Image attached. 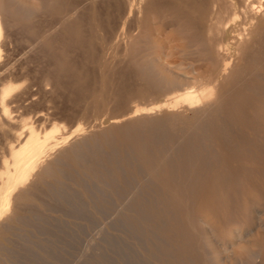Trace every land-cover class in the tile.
I'll list each match as a JSON object with an SVG mask.
<instances>
[{
    "label": "bare ground",
    "instance_id": "bare-ground-1",
    "mask_svg": "<svg viewBox=\"0 0 264 264\" xmlns=\"http://www.w3.org/2000/svg\"><path fill=\"white\" fill-rule=\"evenodd\" d=\"M2 1L3 0L0 1L2 3L0 4V137L3 136V138H5L4 136L6 135L8 138V142H5L4 140L5 146L3 148L1 146L2 144L0 146L1 150L4 148L6 149L9 157L8 159H5L4 157L3 160H1L0 158V243L4 238H2L3 229L5 230V228H12L15 225L16 221L20 217L22 218L23 210L25 206L30 202V193H33L31 191L36 185L44 182L46 184V182H50L51 180H57L59 178V166L62 163L65 164L74 161L77 156H79V154L77 153H80V150L77 151L78 148L80 146L82 147V144H84L85 142L87 143L89 139L94 140L99 139V137L104 135H111L112 137H114L117 145L119 144L120 147L129 146L130 149L134 151L136 159L140 163L139 167L145 173L144 176L142 175V178L138 179V183L151 181L154 184L159 185L162 190H164L167 197H169V200H171L170 202L174 204V208L178 209L179 211L181 209H184L182 220L185 225V230H187L185 240L189 242L188 244L194 241V245L196 246L195 248L197 249V254L200 251V253L203 254L202 256H206L215 264H224L226 260H228L227 262L229 264H248V262L250 261L251 264H264V0H114V12L117 16L116 21L118 20L119 24H121V30H124V25L127 21H139L143 19L145 20L147 19L148 15L162 16L163 19H168L169 23L173 26V29L180 31V33L185 36L183 37L182 43L185 42L186 44L180 48V52H177L176 50L175 52L183 54V57L186 55V60L192 57V63L186 65L192 69L191 71L193 72V75L195 70H203L202 75L200 74V76L202 77L198 78V80L200 79V86H193L196 87L193 88L189 85V89H187L186 87L187 90H179L181 92L175 94L174 90L173 92H171L172 90H170L169 86L158 88V86L151 82V85L156 88L154 91L151 88L153 92L150 93L149 97L141 98L140 101L144 100V102L139 103L137 102L138 100L136 102H129L125 100L122 103V107L120 108V110L117 111V114L108 118L106 125H102L101 123L95 125L93 124L92 128H90L89 130L85 129L86 127L82 128L77 126L75 129L72 127L73 130L70 132L62 131V133L57 132L58 130L50 131L47 133H39L36 132L35 129L33 130L32 128H29L24 132L22 131L20 134L14 131L15 128L18 129V127L20 126L19 122L16 121V118L19 117H15L17 114L13 117L12 113L21 108V104L25 102H23V96L26 95L25 97H27L28 94H23L22 86H14L10 81H7V79L9 80V77L13 74L12 71H14L13 68L15 69V67L9 68V65L12 64L13 61H10L11 59L8 55L2 53L3 49H5L3 47L6 46L4 45L6 44L4 43L6 34L4 36L3 32L4 26L6 25L4 23L3 26V22L5 21H3L2 17V13H4L5 11V5L3 6L4 1ZM95 1L97 2L100 0H94V2ZM94 2L93 0L91 1V3L95 4L96 2ZM102 2H104V0H102ZM79 6L81 7V5H77L74 7L72 5V7H68L69 9L67 8V12L60 19V23L66 24L68 20L70 21L72 19L74 11L77 8L79 9ZM151 11H153L154 14H152ZM75 12H77V10ZM58 22L57 24H59ZM9 25L10 27H14V25H11V23ZM93 27L95 28L94 25ZM6 28L7 26L5 27V29ZM5 31H8V29ZM55 31L56 30H54V32ZM127 31H129V29ZM19 32L21 33V31ZM43 34H41L42 37L40 38H38L39 36H36L37 40L34 38L36 40V44H33V41L30 42L33 44L32 46L37 45L40 42H47L45 40L46 35L44 36ZM49 34L50 33H48V35ZM21 36L24 35L22 34ZM126 37L128 36L126 35ZM8 38L10 37L8 36ZM53 39L55 38L53 37ZM122 42L123 41L121 40V43ZM170 44H167V46H170ZM86 45L90 46L89 44ZM27 46L28 45H26V47ZM173 49L169 50L173 51ZM169 50H167V52ZM128 51H130V49ZM6 53L8 54L7 51ZM42 54H44V52ZM78 54L79 53H77V55ZM188 54L191 57H188ZM85 57H83V59H85ZM179 57H182V55ZM71 58H73V56ZM24 60H26L25 57ZM31 62L32 61L28 63ZM33 62L35 63V61ZM175 65H173V69L179 71V73H177L179 74V76H176H185V78H187V72L190 73V71H186V74L181 72V70L183 69L182 65L185 64L180 63L177 66ZM136 66V72L139 73V70H141V68L143 67L141 66V64ZM166 68L170 69L169 67ZM171 69L170 71L173 70ZM184 69L187 70V68ZM19 70L21 69L19 68ZM174 71L172 72L173 74ZM38 74L37 76L40 77ZM140 77H142V75ZM63 80L61 79V81ZM104 81L106 82V80ZM36 83L38 82L36 81ZM95 85H98V83ZM38 89L40 88L38 87ZM169 90L172 93V97H168L167 93ZM46 92L49 93V91ZM129 96L131 95L129 94ZM112 97H114V95ZM103 98L102 96L97 95L96 98L93 99L94 104L96 106L102 105L104 103ZM112 100L115 101L116 99ZM91 102L92 101H90V103ZM86 105L88 104L86 103ZM38 118L39 122L43 119V117L41 116ZM187 119L194 121V127L196 125L197 127L199 126L198 128L200 131L198 133V137H193V135H195V133L193 132L197 131V127H192L196 130L193 131L194 129L192 130L191 124L190 128L192 131L188 129L185 130L187 132H192V135L190 137L188 133V135L184 133L185 131L182 132L186 137L188 136L187 139L186 137H181L184 141H179L178 139H161V143H158V141L152 142L155 138L152 141L150 140L152 129L154 131V127L156 126V124L163 123L164 126L168 125L172 128V126L179 124L181 121H185ZM46 121L47 120H45V122ZM159 128L161 129L162 127L159 126ZM166 128L167 127L164 128L165 132L168 133V130H170L171 128ZM231 129H234L235 131L239 130L240 135L245 134L247 139L249 137L250 138L248 140H245L242 137H239L241 139L238 141L236 139L238 137H235V135H233L235 131L232 132ZM180 130L181 128L179 130L177 129L176 131ZM206 130L209 131V135L207 134L208 132H205ZM160 131L164 130L161 129ZM200 132H203V134L201 133V135H199ZM204 132L209 137L204 135ZM169 133L172 132L169 131ZM179 133H181V131ZM247 133L250 134V136ZM166 134H164L165 137H167L168 135ZM246 134L249 137H247ZM160 135H158V137ZM170 136H173V133ZM200 136L202 137V141L197 139ZM191 137L195 140L197 139L193 144L191 142L194 141V139H192V141L189 139ZM203 137L207 139L205 140ZM3 138L0 139L3 140ZM188 139L190 140L191 144H189L191 146H189L185 141ZM99 141L98 143H96L99 144ZM106 144H108V142ZM80 149H82L81 151H83V148ZM203 149H214L215 153V155L212 156V162L209 164V166H211L206 167L204 173L203 170L201 171L199 169H203L201 165L205 162L204 159H206L208 163L209 159L205 158L206 156L202 152ZM170 154H172L171 158L174 162L173 165L169 164L170 162H172V159L171 161L169 160L170 156L168 155ZM84 161H86V159ZM74 162L77 161L75 160ZM208 163H206V165L204 166H207ZM60 171L63 175V170ZM71 171H73V169ZM85 185L83 186L85 187ZM190 200L194 201L191 202L194 204L190 203V205H187V202L189 203ZM33 213H35V211ZM19 232H22V230ZM201 232L206 234L205 243L199 238L201 237ZM216 232L219 233H217L216 235ZM0 246H2V243L0 244ZM186 253L188 254V252ZM248 259L249 261H247Z\"/></svg>",
    "mask_w": 264,
    "mask_h": 264
},
{
    "label": "rangeland",
    "instance_id": "rangeland-1",
    "mask_svg": "<svg viewBox=\"0 0 264 264\" xmlns=\"http://www.w3.org/2000/svg\"><path fill=\"white\" fill-rule=\"evenodd\" d=\"M3 1V6L5 5V11L2 13L3 21H5L3 22V26L5 23L7 28L5 29L6 26H4V36L6 34L4 38V43L6 44L4 45L6 46L3 47L5 49H3L2 53L8 55L11 59L10 61H13V65L10 64L9 68L15 67V69L13 68L14 71H12L13 74L9 77V80L7 79V81H10L14 86H22L23 94H28L27 97H25L26 95L23 96V102H25L21 104L22 109L19 108L16 112L12 113L13 117L16 114L17 115L15 117H19L16 118V121L19 122L20 126L18 129L15 128L14 130L18 134L22 131L24 132L28 130L29 128H32L33 130L35 129V131L39 133H47L54 130H58L57 132L62 133V131L70 132L77 126L82 128L86 127L85 129L89 130L92 128L93 124L95 125L101 123L102 125H106L108 118L117 114V111L120 110L122 103L125 100L129 102H136L137 100L139 103L144 102V100L140 101L141 98L149 97L150 93H152L156 88L151 85V82L158 86V88L169 86L170 90H172L171 92L174 90L175 94L180 93L182 90L184 91L186 87L189 89L190 86H200V79L198 80V78L202 77L200 74L202 75L203 70H195L193 75V72L191 71L192 69L186 65L192 63V57L188 54L187 56L191 58L186 60V55L183 57V54L177 53L180 52V48L186 44L185 42L182 43L183 37L185 36H183L180 31L174 30L168 19H163L162 16L148 15L145 20L127 21L124 25V30H121V24H119L118 20L116 21L117 16L114 12V0H104V2L100 0L97 2L95 1L96 3L93 0L95 4L91 3L92 0H52V2L51 0ZM0 4L2 3L0 2ZM72 5L73 7L81 5V7L79 6V9H76L77 12H75L76 10L74 11L72 19L70 21L68 20L70 23L66 22L67 25L65 23H60V19L67 12V8L72 7ZM151 13L154 14L153 11H151ZM57 22L59 24H57ZM10 23L11 25H14V27H10ZM7 29L8 31H5ZM53 29L56 31L54 32ZM128 29L129 31H127ZM19 31H21L24 36H21L22 34ZM40 33H46L43 35H46L45 40L47 42L44 40L45 43L40 42L41 44L39 43L34 45L35 47L32 46L37 40L36 36H39L38 38L42 37ZM48 33L50 34L48 35ZM126 35L128 37H126ZM8 36L10 38H8ZM153 36L155 37V40ZM53 37L55 39H53ZM121 40L123 41L122 43ZM31 41H33V44L30 43ZM86 44H89L90 46ZM167 44H170L171 48L169 45L167 46ZM26 45H28L27 47L29 48H27ZM129 49L130 51H128ZM169 49H173V51H170ZM167 50L169 51L167 52ZM175 50L177 52H175ZM43 52L44 54H42ZM77 53L79 54L77 55ZM181 55L183 58L179 57ZM72 56L73 58H71ZM24 57L27 61L24 60ZM83 57H85L88 61L83 59ZM172 57H175L174 60ZM25 61L26 63L30 61L32 62L28 63V65ZM33 61H35V63ZM132 63H135L136 65L141 64L144 68L139 70L140 74L136 72L137 66L134 64L136 66L135 67ZM180 63L185 64L182 65L183 69L187 68V70L184 69L185 71L182 69V73L190 71V73L187 72V78L181 75V77H178L179 74L177 73H179V71L173 69V65L177 66ZM166 67H169L170 69L172 68L173 70L171 69L172 71H170V69ZM19 68L21 70H19ZM173 71L174 74L172 73ZM37 74L40 77H38ZM60 74L63 75L61 76ZM141 75L142 77H140ZM61 79H64L65 81H61ZM47 80L50 81L48 82ZM104 80H106L107 84ZM36 81L38 83H36ZM97 83L98 85H95ZM38 87L41 90L38 89ZM170 90L167 93L168 97H172ZM46 91H49V93ZM129 94L131 96H129ZM97 95L102 96V98L104 97V103L100 106H96L93 102V99H95ZM113 95L116 97H112ZM112 99L116 100L114 101ZM90 101L92 102L90 103ZM86 103L88 105H86ZM40 116L43 117V119L41 118L42 120L39 122L38 117ZM45 120L47 121L45 122ZM181 122L172 126V128L168 125L164 126L163 123H158L159 125L156 124L154 131L152 129L153 133L151 132L150 140L152 141L155 138L152 142L158 141V143H161V139H178L179 141H184L182 139L183 137H186L184 133H186V135L189 134L190 137L192 135L191 131L196 128L197 125L194 127V121L189 119ZM159 126H161V129L164 131H160L161 129ZM190 126L191 128H194L191 130ZM165 127H167L166 129L171 128L168 130V133L165 132ZM198 127L196 128L198 132L195 129L193 130L197 132V134L196 132H193L195 133L193 137H198V133L200 131ZM180 128L181 133L186 129L191 131H185L181 134L179 133L180 131H176ZM169 131L173 133V136H170L172 133H169ZM231 131L233 132L235 130L231 129ZM205 132H208L207 134L209 135V131L206 130ZM201 133L203 134V132H200L199 135H201ZM238 133L239 130H236L233 134L235 137H238L236 138L238 141L241 139L239 137H242L245 140L250 138V134L248 133L247 134L249 136L246 134L247 137H249L248 139L245 134L240 135L239 133L238 135ZM164 134H166L167 137H165ZM158 135H160V138ZM204 135H206V133ZM208 135L206 136L209 137ZM4 137L5 138H3V136L0 137L3 138V140L0 139V145L2 144V148L5 146V142H8L7 136L5 135ZM200 137L197 139L202 141V137L201 139ZM203 138L205 140L207 139L205 137ZM189 139L192 141L194 138L191 137ZM188 140L185 141L189 146H191V143L193 144L196 141L194 139V141L190 143V140ZM98 141L101 146L97 144ZM107 142L108 144H106ZM84 144H82V147L80 146L77 150H80V153H77L79 156L75 159L77 162H74V160L69 163H62L59 166V178L57 180H53L54 182L51 180L50 182H46V184L44 182L36 185L37 187L35 186L31 191L33 193H30V202L28 203L29 205L27 204L25 206L22 218L20 217L16 221L13 226L14 228L3 229L2 238L4 237L5 240L4 238L1 240L2 246L0 247L2 250L0 249V264H215L206 256H202L203 254H201L200 251L197 254L194 241H190L191 243L188 244L189 242L185 240L187 230H185V225L182 220L184 209L179 211L174 208V204L170 202L171 200H169V197H167L164 190H162L159 185H156L151 181L138 183V179L142 178L145 173L140 169V163L136 159L134 151L130 149L129 146L120 147L111 135H104L99 137V139L94 140L89 139L87 143L85 142ZM1 146V160H3L4 157L5 159H8L9 156L6 149L4 148L1 150ZM80 148H83V151H81L82 149ZM212 150L203 149L202 151L206 156L205 158L209 159V163L206 159H204L205 162L203 161L204 163L201 165L203 169H199L201 171L203 170V173L205 168L212 162V156L215 155L214 149ZM168 156H170V158H168L171 161L172 154ZM85 159L86 161H84ZM80 160L83 163H81ZM206 163H208L207 166H204ZM169 164H174L173 159ZM70 169H73V171ZM60 170H63V175ZM91 172L94 174L92 175ZM83 185H85V187ZM191 202L194 201L190 200L189 203L187 202V205H190ZM34 211L35 213H33ZM21 230L22 232H19ZM217 233L219 232H216V235ZM205 235L206 234L201 232V237H199L204 243L206 241ZM186 252H188V254ZM227 261L228 260H226L224 264H229ZM247 261H249V259ZM250 262H248V264H251Z\"/></svg>",
    "mask_w": 264,
    "mask_h": 264
}]
</instances>
